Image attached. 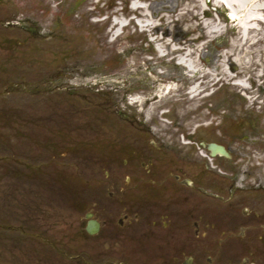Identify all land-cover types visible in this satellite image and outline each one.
<instances>
[{
    "label": "rangeland",
    "instance_id": "1",
    "mask_svg": "<svg viewBox=\"0 0 264 264\" xmlns=\"http://www.w3.org/2000/svg\"><path fill=\"white\" fill-rule=\"evenodd\" d=\"M228 12L217 0H0V264H100L83 208L98 192L112 204L136 127L149 131L134 145L176 141L200 162L188 135L208 132L233 158L206 166L244 186L240 211L264 204V22L236 46ZM227 54L242 62L232 80Z\"/></svg>",
    "mask_w": 264,
    "mask_h": 264
},
{
    "label": "flooded vegetation",
    "instance_id": "2",
    "mask_svg": "<svg viewBox=\"0 0 264 264\" xmlns=\"http://www.w3.org/2000/svg\"><path fill=\"white\" fill-rule=\"evenodd\" d=\"M133 131L149 130L131 129L125 173L109 187L112 204L102 206L98 192L83 208V245L90 249L92 241L100 264H264V204L240 211L238 204L247 199L239 193L244 187L239 180L233 186L228 175L214 173L222 170L207 168V157L200 162L183 155L176 141L140 139L141 145H134ZM188 139L190 148L221 143L197 127ZM210 158L218 164L233 155ZM211 188L216 190L208 194ZM90 222L94 233L88 231ZM124 232L137 235L128 240Z\"/></svg>",
    "mask_w": 264,
    "mask_h": 264
},
{
    "label": "bare ground",
    "instance_id": "3",
    "mask_svg": "<svg viewBox=\"0 0 264 264\" xmlns=\"http://www.w3.org/2000/svg\"><path fill=\"white\" fill-rule=\"evenodd\" d=\"M218 3H223L224 5L228 6V9L230 11L231 17L236 22V25L240 28V39L236 41V46H241L243 42L253 40L258 35L261 34V28L259 24L264 22V2L261 0H217ZM203 6L204 4L201 3ZM206 12V11H204ZM217 23V22H216ZM214 25V24H213ZM212 25V26H213ZM154 30H157L155 27ZM216 30H209V35H211ZM263 38V36L260 37V39ZM256 40V39H255ZM226 56V55H225ZM226 59V58H225ZM180 63L184 62L185 64H190L188 67L190 68V73H193L196 77L199 78V72L201 73L202 70L197 67L194 63H187L184 58L180 59ZM227 61L228 64H231V67L229 69L225 68V63H222V74L226 76L229 80H232L234 76H232V71L235 69L236 63H242L240 59V55L237 54L236 57H231L227 54ZM191 66V67H190ZM188 68V69H189ZM210 73V72H208ZM211 74V73H210ZM218 79V78H217ZM243 81H237L236 86H244L242 83ZM202 81H196L193 83V85L189 88V93L192 96V105L198 104V96H200L202 87L201 84ZM172 91V89H170ZM163 95V94H162ZM201 98V97H200ZM194 101V102H193ZM150 113V110H149ZM204 153V151H203Z\"/></svg>",
    "mask_w": 264,
    "mask_h": 264
},
{
    "label": "water",
    "instance_id": "4",
    "mask_svg": "<svg viewBox=\"0 0 264 264\" xmlns=\"http://www.w3.org/2000/svg\"><path fill=\"white\" fill-rule=\"evenodd\" d=\"M208 147L212 151V154L213 155H215L217 153H222V154L229 155L228 151L222 145H218L216 143H211V144H209Z\"/></svg>",
    "mask_w": 264,
    "mask_h": 264
}]
</instances>
